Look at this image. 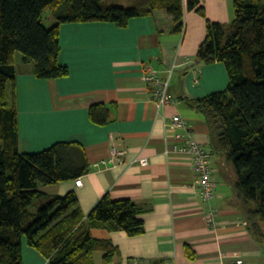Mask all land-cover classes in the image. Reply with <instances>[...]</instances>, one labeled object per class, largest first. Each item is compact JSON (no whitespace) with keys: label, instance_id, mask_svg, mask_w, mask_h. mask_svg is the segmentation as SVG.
<instances>
[{"label":"crops","instance_id":"crops-1","mask_svg":"<svg viewBox=\"0 0 264 264\" xmlns=\"http://www.w3.org/2000/svg\"><path fill=\"white\" fill-rule=\"evenodd\" d=\"M234 1L201 0L205 17L185 10L180 32H173L174 21L165 11L134 18L126 27L104 22L62 24L59 62L68 68L63 78L37 79L32 64L15 57L16 77L9 88L15 95L19 151L38 153L56 143L75 142L88 160V173L79 177L81 186L75 179L38 191L60 197L74 192L84 217L105 195L129 200L139 210L145 227L142 235L91 230L94 238L117 248L108 264H236L237 260L264 264V249L251 235L236 195L235 170L223 153L213 149L204 116L191 108L193 100L228 86L225 66L198 63L196 54L205 40L206 21L231 24ZM120 3L128 5L125 0ZM146 67L162 79L170 75L172 103L163 109L156 106L151 86L143 80ZM97 104L109 111L104 124L89 116ZM175 114L185 119L192 138L210 154L215 229L203 218L190 160L165 155L176 144V133L167 130ZM113 148L123 154L112 158ZM142 158L146 166L138 163ZM186 245L195 260L187 259ZM104 254L94 252V264H104ZM23 264L49 263L23 240Z\"/></svg>","mask_w":264,"mask_h":264},{"label":"trees","instance_id":"trees-1","mask_svg":"<svg viewBox=\"0 0 264 264\" xmlns=\"http://www.w3.org/2000/svg\"><path fill=\"white\" fill-rule=\"evenodd\" d=\"M0 0V264H23V240L49 264H94L103 251L108 264L118 253L111 242L94 238L92 229L122 231L129 237L145 232L137 206L103 196L84 217L74 192L48 196L38 191L88 173L83 148L56 143L38 153L18 149V116L14 86L18 53L32 64L37 79H59L68 68L59 62V29L66 23L104 22L126 27L134 18L165 11L183 29L185 10L202 17L201 0ZM228 26L206 21L205 40L196 60L222 63L228 75L224 91L193 100L204 116L216 152L223 153L236 173L234 188L253 238L264 243V0H235ZM54 24H43L45 13ZM10 87V88H9ZM13 88V87H12ZM11 97V98H10ZM10 98V99H9ZM108 109L93 105L89 116L104 124ZM262 245V244H261ZM187 259L196 258L185 246Z\"/></svg>","mask_w":264,"mask_h":264},{"label":"built area","instance_id":"built-area-1","mask_svg":"<svg viewBox=\"0 0 264 264\" xmlns=\"http://www.w3.org/2000/svg\"><path fill=\"white\" fill-rule=\"evenodd\" d=\"M143 80L151 86L150 93L152 99L159 109H163L172 103L170 95V75L168 78L162 79L155 69L146 67L143 73ZM195 82H197V78H195ZM167 130L176 133L174 136L176 144L170 149H166L165 155L175 154L190 160L193 173L196 177V189L205 209L203 218L211 229H215L218 222L216 221V211L212 207V200L215 193V181L213 177L214 168L211 164L210 154L205 151L201 144L197 143L192 138L185 119L179 114H175L169 119ZM122 154L123 152L115 148L111 151L112 158L121 156ZM138 163L141 166H146L147 160L142 158L138 160ZM75 184L78 187L81 186V179H76ZM235 263L242 264V261L237 260ZM133 264L152 263L134 262ZM163 264L173 263L165 262Z\"/></svg>","mask_w":264,"mask_h":264},{"label":"rangeland","instance_id":"rangeland-1","mask_svg":"<svg viewBox=\"0 0 264 264\" xmlns=\"http://www.w3.org/2000/svg\"><path fill=\"white\" fill-rule=\"evenodd\" d=\"M119 5L123 6V7H127V5H125L124 3H120ZM55 20L53 18V16L51 14H49L48 12L44 14L43 16V24L45 27L49 28L54 24ZM18 58L20 59V55H18V53L16 54V61L18 62ZM25 241V239H24ZM262 244V248L264 249V243Z\"/></svg>","mask_w":264,"mask_h":264}]
</instances>
